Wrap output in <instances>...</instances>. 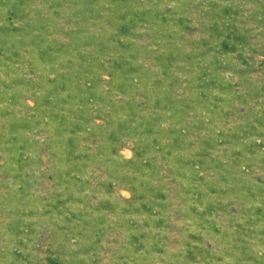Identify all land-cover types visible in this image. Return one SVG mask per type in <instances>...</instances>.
I'll list each match as a JSON object with an SVG mask.
<instances>
[{"label": "rangeland", "instance_id": "374dc122", "mask_svg": "<svg viewBox=\"0 0 264 264\" xmlns=\"http://www.w3.org/2000/svg\"><path fill=\"white\" fill-rule=\"evenodd\" d=\"M0 264H264V0H0Z\"/></svg>", "mask_w": 264, "mask_h": 264}]
</instances>
